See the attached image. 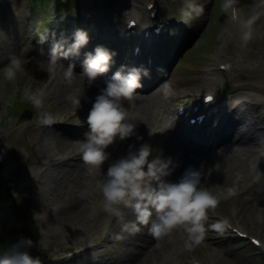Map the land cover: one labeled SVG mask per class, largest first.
Masks as SVG:
<instances>
[{"label": "rangeland", "instance_id": "rangeland-1", "mask_svg": "<svg viewBox=\"0 0 264 264\" xmlns=\"http://www.w3.org/2000/svg\"><path fill=\"white\" fill-rule=\"evenodd\" d=\"M100 1L79 0L80 3L77 10L65 7L63 11L68 12L70 18L66 24L64 35L70 36L75 28L91 29L92 18L95 17V13L98 11ZM162 1L166 3V5L161 6L162 14L164 16L173 15L178 18L180 15L178 9L183 5L184 0ZM112 2L115 6H124L125 8V10L120 12V23L122 25L128 15L136 14L137 9L135 7L139 5L137 0H113ZM144 2L145 0H142L141 7H143ZM201 2L205 4L204 14L199 18L187 21L184 19L185 29L183 33L186 32L179 38H184L183 43L180 40L179 43L174 41L172 44L170 41L168 45L162 44L167 51L166 57L161 59L160 62L162 65L160 69H164V72L160 71L162 74L161 81L155 87H152L151 90H159L163 100L157 102L152 110L156 111L159 103L173 106L183 103L192 97L200 96L206 91L214 90L220 82H223L225 87L226 96L224 99L235 94L238 96L237 103H241L240 97L246 98L249 96L258 103L264 104V16H261L254 26L253 39L247 46H241L238 31L237 34L231 35L224 41L219 38L224 28L221 20L224 14L220 8L221 0H201ZM28 3L29 0H0V68L7 64L10 54H15L24 61V71L18 72L15 82H7L0 77V93L4 96H0V119H3V126L0 131V169L2 181L4 183L7 181L9 184L6 185V188L11 198L17 199L19 204L24 202L22 205L24 206L25 216H20L34 221L36 231L34 233L27 232L30 231V229H27L25 231L27 233L23 232L21 234L12 230L13 227L22 228L21 222L18 220V216L13 215L11 211L10 202L12 200L7 203L5 195L0 193V240L4 239L2 244L6 248L21 238H31L34 245L30 251H33L34 254L32 255L34 256L42 255L44 264H82L83 260L89 264H119L123 257L125 258L126 256L125 252H123L126 245L129 246L130 250L135 248V251H139L137 246L139 247L142 242L137 236L147 230L146 226H141V230L134 234L125 233L124 238L120 240L115 239L114 234L113 237L111 236L112 239L103 243V247L81 259L67 263L58 262L59 256L70 255V252L75 247L84 243L78 239L83 235L76 234L72 236L67 233L62 238H54V233L62 229V225L53 215H46L48 208L45 201L48 199L52 206L57 205L58 202L72 201L71 198L80 196L79 193L85 186L86 167L81 155L75 156L77 146L67 148L65 142L68 141V138L75 140L70 137L73 133L87 131V125L84 121L89 109L84 107L85 102L83 99L81 110L74 109L71 103L67 107H62L59 104L60 93L57 90L58 86H53L52 89H49L54 82V74L49 73L47 65L43 63L46 60V56L40 55L36 47L31 44V39L27 36V29H29L27 23L31 17ZM51 6L52 4L47 2L45 5L40 3L35 8L34 17L38 22L43 15L47 16L51 12ZM247 9L249 7L245 9L244 15H247ZM256 11H264V0H258ZM110 13L111 16L114 15L112 12ZM56 26L54 25V27ZM127 37L128 34L123 32L114 33L112 39L107 42L108 49L117 53L115 67L107 75H111L119 67V61H125L128 58L129 40ZM255 37L260 40L258 44H254ZM175 43H177L176 48ZM220 63L226 64L228 70L218 71L217 68ZM83 81L82 85L89 92L88 95L83 94V98H95L98 95V89L103 87L99 80L93 85H89L86 79ZM165 81L168 82L172 90L171 95L163 93L161 85ZM45 85L47 86V96L42 107L38 109L29 101L28 95L35 91L36 88L44 87ZM7 101L9 102L6 104ZM16 101L24 102L29 106L32 111L29 119H22L20 116L9 114L4 118L2 114L5 115V107L12 105ZM125 104L129 107L130 120L137 123V131L144 137V141L150 143L156 149H162L165 157L167 156L166 152L170 153L168 157H171L175 163L177 154L180 157L181 154L179 152L181 151H183L184 155H193L194 149L184 146L186 142H190L193 131L188 133L179 126L173 128V131L170 132L162 131L163 126L160 123L154 129L155 126H151L152 120L149 118L150 108H147L146 103L133 98L130 101H125ZM239 107L240 111L244 109V106L240 105ZM44 112L53 113L56 117L55 120L63 121L62 125H52L49 128L43 127L39 121L41 114ZM236 118V115L232 116L230 124L235 123ZM139 119L143 120V122H140ZM147 122L150 124L147 125ZM238 124L241 127L244 126L243 123ZM211 127L213 131H219V122H214ZM47 128L55 134L58 140L55 139L56 148L54 151L50 150L46 143L49 138L43 135V129ZM181 137L182 141H179L178 139ZM234 138L237 139L238 135L235 134ZM262 141L264 142V136H262ZM133 142H135V138L118 142L110 146L108 150L110 152L114 150L112 153L114 158L118 153H125L127 145ZM40 146L54 154L55 152L59 153L60 157L66 154L72 155L73 158L77 157L72 166L64 163V165L53 171H60L63 175V182L57 186V190L60 193L62 192L61 194L54 195L52 191H49V186L53 180L51 176H48V174L38 176L39 174L34 173L38 170L35 168L39 165L38 162L41 157ZM239 149V145L234 147L238 154ZM195 161H199V156L192 157L187 169L192 167ZM259 168L260 166L257 170L251 169L247 172L246 178H242L239 173L235 174L233 180L228 183H219L209 177L204 179V183L213 189L226 190L235 186L238 190L236 197L222 201L217 208L208 210V223L219 220L220 217L229 218L235 229L239 228L247 233L249 237H255L261 243L262 248L260 249L264 253V218L262 216L264 212V197L261 198L264 193V169ZM183 169L185 171L186 167L183 166ZM76 171L79 174L78 177L75 174ZM176 171H178V165L173 174L167 178L170 182L177 181ZM69 172L72 174L70 179L65 174ZM82 175L85 179H81L80 176ZM238 175L240 176L239 179ZM39 180L40 183L43 182L44 191L38 202L36 195H38L37 185L40 184ZM20 197H24L25 200L20 202ZM102 199L103 197L97 191L92 197L84 199L80 205L84 204L90 208L97 205ZM233 208L236 210L235 217L231 215V209ZM126 219L129 221L135 220L134 213L132 212V215L127 216ZM106 223L112 226L110 221L106 222L105 219H101L97 229L84 233L87 239L90 237V239L96 238V241L102 243L104 238L102 227ZM180 233L160 246L157 259L150 261L140 256L137 258L138 264H191V260H196L200 264H228V262L231 264H264V254H260L258 248L254 247L248 239H234L228 231L227 234L220 235L214 230H210L204 241L191 251H187L183 247L186 233ZM128 236H131L129 244L126 241ZM156 240L157 238L153 239V241Z\"/></svg>", "mask_w": 264, "mask_h": 264}, {"label": "clouds", "instance_id": "clouds-1", "mask_svg": "<svg viewBox=\"0 0 264 264\" xmlns=\"http://www.w3.org/2000/svg\"><path fill=\"white\" fill-rule=\"evenodd\" d=\"M220 8L225 14V23L234 24L239 32L241 46H247L254 37V26L264 16V11H253L242 15L240 0H221ZM205 4L201 0H184L178 9L185 20L199 18L204 14ZM162 26L157 27L159 32ZM171 34V33H170ZM51 37V47L45 51L40 48V55L46 56L43 61L49 73L58 70L65 83L72 87L77 76L86 78L89 85L98 79L103 80V87L91 102L85 123L87 131L80 141L81 159L86 167L89 179L81 189V199L96 194L102 195L103 211L121 224L120 233L115 239H123V234H134L141 226H148V232L155 238L169 236L172 232L182 229L186 233L183 247L191 251L204 241L207 233L214 230L223 235L233 228L232 221L225 217L208 223L209 209L217 208L222 201L238 195L235 186L226 190L213 189L205 185L204 173L189 167L176 181L170 177L177 165L171 157H165L162 149L154 148L144 141L137 131V123L129 118L130 101L139 95L138 89L144 87L143 81L151 78V71L144 66L120 65L111 75H107L115 67L117 53L104 46H96L92 51L84 53L82 70L76 72V65L63 63L72 57H79L81 50L89 44V33L84 29H76L71 37L61 34L57 38L55 32L46 31L39 37L43 45ZM139 52V49H136ZM24 61L15 54H10L7 64L0 68V77L7 82H15L18 72L24 71ZM227 67V65H222ZM164 72V69H158ZM161 88L165 95H171V88L165 81ZM47 96V86L36 88L28 95L29 101L41 108ZM211 98H206L208 102ZM74 109L81 110V89L76 87L66 96ZM89 98L84 97L87 103ZM55 115L51 112L41 114L40 123L50 126L55 123ZM176 117L173 116L169 128L173 127ZM135 138V142L127 145L124 154L113 158L108 149L118 142ZM50 150H55L54 138L46 141ZM123 209H131L135 220L126 219ZM232 217L236 210L231 209ZM34 242L31 238H21L14 244L0 249V264H44L40 256L31 254ZM192 264H198L193 260Z\"/></svg>", "mask_w": 264, "mask_h": 264}, {"label": "bare ground", "instance_id": "bare-ground-1", "mask_svg": "<svg viewBox=\"0 0 264 264\" xmlns=\"http://www.w3.org/2000/svg\"><path fill=\"white\" fill-rule=\"evenodd\" d=\"M113 0H101L99 4L98 11L95 13V17L92 18V30L87 31L89 33V43L90 41H95L96 46H104L107 47L106 43L109 42L114 33H121L124 32V26L122 27V23H120V12L125 10L124 6H115L112 2ZM138 3H141V0H137ZM138 8L137 17L140 21H147V13L146 10L136 6ZM124 8V9H123ZM122 9V10H121ZM112 12L114 15L111 16ZM156 25H160L157 23ZM167 25H163L161 30L158 34L149 33V40H142V38L137 37L136 40L138 41L139 45L141 46V52L139 54V58L143 61L145 59H149L150 61L146 65H142L147 67L151 71V78L146 79L143 81L144 87L142 89H138L137 92L140 93L139 95H135L133 98L141 100L143 103H146L147 108H150L149 111V118H151V126L154 125L159 126L156 122L158 121V116L160 115L162 109L165 107L166 103H159V107L157 111L152 110L157 104L163 100L161 93L159 90H151L152 87H155L161 81V72L158 71L162 67L160 64L161 59L166 57V48L162 44H158V41L161 37L166 34ZM236 29L229 26V30H225L221 34V39L225 40L229 38L233 33L236 34ZM59 38V36H57ZM254 44H258L260 40L255 37ZM51 37L47 43H44L43 48L45 51L51 47ZM137 44V43H136ZM158 44V45H157ZM87 50V46L81 50V55L79 57H72L69 60L63 61L65 66L69 62H73L76 65V72L80 73L82 70V62L84 59V53ZM140 60V61H141ZM129 62L128 59L125 61H119L118 65H127ZM134 66H141L136 63ZM119 68V67H118ZM117 69V68H116ZM115 69V70H116ZM86 78L83 76H77L72 87H69L62 78L61 72L58 70L54 74L53 83L49 89H52L53 86L57 87L59 91L60 102L59 104L62 107H67L70 103L66 100V96L72 91V88H80L81 95L87 94L88 91L84 88L83 80ZM100 83L103 85V80L98 79ZM55 83V85H54ZM83 87V88H82ZM85 89V90H84ZM1 97H4L1 95ZM238 96L231 95L228 98L224 99L221 93H217L215 95L213 103L209 105H203L199 101H196L194 104L197 107V112H192L191 109H187L186 113L193 114V113H201L203 114V119L200 123L195 122L193 125L182 124L188 128V131H193L192 138L190 142H180L181 144H185V147H190L194 149L193 155L185 154L183 151L179 152L181 156L177 154V160L175 164L178 165V171H176L175 175L177 176L178 180L184 173L183 166H189L192 157H198L199 161H195L192 166L195 169H201L204 173V179L208 177L212 180L219 182V183H228L233 180L235 174H240L242 178L247 177V172L251 169H256L259 167L256 165L258 162L259 154L264 147V142L262 141V136H264V104L258 103L256 100L251 99V97L247 96L246 98L240 97L241 103H237ZM83 99V96H82ZM94 101V98L88 100L87 103L84 104V107L90 109L91 102ZM244 106V109L240 111L239 106ZM239 107V108H238ZM138 109V108H137ZM139 110V109H138ZM216 110L214 113L213 111ZM237 116L235 123L230 124V120L232 116ZM183 119V116L181 117ZM140 122L143 120L139 119ZM219 122V131H213V128L210 126L214 124V122ZM238 123H243V127H241ZM147 125L150 124L149 122L146 123ZM259 126V127H257ZM217 128V127H215ZM48 130V131H47ZM43 135L50 138L56 139V136L50 129H43ZM46 131V132H45ZM162 131H173V128H169L167 124L162 128ZM84 132L81 133L75 132L70 137L75 140H71L68 138L67 142L64 143L67 148L77 146V152H75V156H80V141L84 139ZM176 134V132H175ZM180 134V133H179ZM237 134L238 138L235 139L234 135ZM57 140V139H56ZM182 141V137L178 139ZM58 141V140H57ZM60 141V140H59ZM61 142V141H60ZM188 145V146H187ZM236 145L240 146L239 154L237 151L234 150ZM41 150V157L35 169H38L36 174L45 175L52 177L51 185L49 186V191H52L54 195L61 194L57 190V186L63 182V175L60 171L54 170L58 169L64 163L73 165V162L77 160L73 158L72 155L69 154L60 157L59 153H52L50 150L46 148L39 147ZM262 148V149H261ZM110 151V150H109ZM114 150H112V153ZM77 153V154H76ZM168 157L170 153H165ZM257 157V162H256ZM263 159V157H262ZM255 164V165H254ZM192 167V168H193ZM176 169V168H175ZM175 171V170H174ZM67 174V178L70 179L72 175L71 172L65 173ZM76 176L78 177L79 174L76 171ZM32 175V174H31ZM35 176V175H34ZM81 179L85 177L82 175L80 176ZM238 175V179H239ZM254 177V176H253ZM89 177H86L87 181ZM239 181V180H238ZM40 183V180H39ZM38 188V195H36V200L39 202L44 191L43 189V182L37 185ZM264 197V193L261 195V198ZM48 210L46 211V215H53L55 219L62 225V229L56 231L54 233V238H62V236L69 233L70 235L74 236L76 234L83 235L80 238V241L84 242L85 245L79 247L74 253L69 256V258H59V263H67L72 262L77 259H81L87 254L95 253L100 245H97L95 242H92V239H87L85 232H89L92 229H97L99 227V221L101 219H105L106 222H111L112 226H107L104 230L110 232V235H106V238H109L111 235L120 233L121 224L116 220V218L109 216L103 211L102 207V200L95 206L88 208L83 203L84 199H81L80 196L76 198H71L72 201H63L58 202L57 205H51L50 201L46 199ZM264 205V199H263ZM264 209V206H263ZM127 216L132 215L131 209H123ZM126 216V217H127ZM264 218V212L262 214ZM128 220V219H127ZM257 220V219H256ZM264 224V223H263ZM147 230L138 235L137 238L142 242V244L137 246L139 251L130 250L129 246L126 245L125 249V258L119 262V264H138L137 258L142 256L143 259H148L150 261H154L159 256V249L160 246L166 242L168 239H172L178 234H185L182 229L176 230L172 232L169 236L159 238L156 241H153L155 237H153L148 232V226H146ZM125 236V234H123ZM52 237V236H50ZM112 237L110 239H112ZM238 237V236H237ZM131 236L126 238L129 244ZM77 239V240H78ZM260 254H263L259 250ZM144 256V257H143ZM83 260V259H82ZM100 260V259H99ZM141 261V260H140ZM82 264H89L87 261H82ZM228 264H231L228 262Z\"/></svg>", "mask_w": 264, "mask_h": 264}, {"label": "trees", "instance_id": "trees-1", "mask_svg": "<svg viewBox=\"0 0 264 264\" xmlns=\"http://www.w3.org/2000/svg\"><path fill=\"white\" fill-rule=\"evenodd\" d=\"M67 3H68V1H66V0L65 1L63 0V2L60 1V4H67ZM75 5H76V3H75ZM18 216L20 218V221L22 223L24 231H27V229H30V231H27V232L34 233L36 231V226H35L34 222L27 220V219H24L20 215H18Z\"/></svg>", "mask_w": 264, "mask_h": 264}]
</instances>
